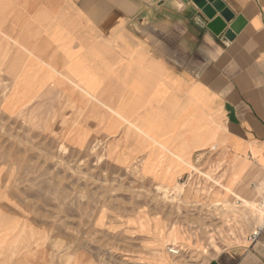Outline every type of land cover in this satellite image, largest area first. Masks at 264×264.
<instances>
[{
  "label": "rangeland",
  "instance_id": "1",
  "mask_svg": "<svg viewBox=\"0 0 264 264\" xmlns=\"http://www.w3.org/2000/svg\"><path fill=\"white\" fill-rule=\"evenodd\" d=\"M2 14L0 264H204L252 234L251 213H232L237 199H222L225 163L214 144L185 154L172 124L137 114L129 91L106 122L90 102L123 92L82 84L69 46L59 65L56 53L44 57L23 41L27 29H6ZM40 70L70 87L33 89ZM248 184L256 201L264 196Z\"/></svg>",
  "mask_w": 264,
  "mask_h": 264
},
{
  "label": "crops",
  "instance_id": "2",
  "mask_svg": "<svg viewBox=\"0 0 264 264\" xmlns=\"http://www.w3.org/2000/svg\"><path fill=\"white\" fill-rule=\"evenodd\" d=\"M221 1L244 20L230 40L221 36L229 22L215 34L191 0H0V8L4 27L27 29L23 41L44 57L56 53L61 65L69 46L82 84L108 97L123 92L119 101L90 102L106 122L108 108L129 91L139 101L137 114L172 124L173 135L188 145L185 154L214 144L225 163L222 199L241 202L252 198L248 183L264 169V0ZM33 76V89L41 83L70 87L43 70ZM195 139L205 145L193 146ZM251 215L256 223L257 214ZM247 234L204 264H264V232L255 239Z\"/></svg>",
  "mask_w": 264,
  "mask_h": 264
},
{
  "label": "water",
  "instance_id": "3",
  "mask_svg": "<svg viewBox=\"0 0 264 264\" xmlns=\"http://www.w3.org/2000/svg\"><path fill=\"white\" fill-rule=\"evenodd\" d=\"M187 2V0H182ZM193 4L200 10L201 19L203 22L210 21L208 27L215 34H220L229 22L228 28L221 36L230 40L235 33L239 31L244 23L241 16H234L221 0H191ZM219 13V16L215 15Z\"/></svg>",
  "mask_w": 264,
  "mask_h": 264
},
{
  "label": "bare ground",
  "instance_id": "4",
  "mask_svg": "<svg viewBox=\"0 0 264 264\" xmlns=\"http://www.w3.org/2000/svg\"><path fill=\"white\" fill-rule=\"evenodd\" d=\"M246 161V160H245ZM260 161V158H259ZM227 169V168H226ZM225 169V170H226ZM227 172V171H226ZM254 177L257 178L258 180L254 183V188L256 191H260L261 187H264V169H259L257 171H255L254 173ZM234 203L236 204H240L241 206H232V209L230 210L232 213L234 212V208L237 209H247L250 213L254 212L257 214L256 217V224H258L257 226H255V230L258 227H261L264 224V196H261V198L256 201L253 197L248 199V200H243L241 202L239 201H234ZM254 230V231H255ZM253 231V232H254ZM170 252H172L173 254H178L179 250L177 249V251L174 249L172 250L170 248L169 250Z\"/></svg>",
  "mask_w": 264,
  "mask_h": 264
},
{
  "label": "built area",
  "instance_id": "5",
  "mask_svg": "<svg viewBox=\"0 0 264 264\" xmlns=\"http://www.w3.org/2000/svg\"><path fill=\"white\" fill-rule=\"evenodd\" d=\"M262 232H264V224L261 227H258L254 232H252L251 237L255 239L258 237Z\"/></svg>",
  "mask_w": 264,
  "mask_h": 264
}]
</instances>
